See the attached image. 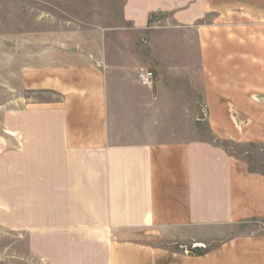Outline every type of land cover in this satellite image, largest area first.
Returning <instances> with one entry per match:
<instances>
[{"label": "crops", "instance_id": "crops-1", "mask_svg": "<svg viewBox=\"0 0 264 264\" xmlns=\"http://www.w3.org/2000/svg\"><path fill=\"white\" fill-rule=\"evenodd\" d=\"M120 6L133 32L156 15L196 31L199 57L177 56V77L160 67L174 57L155 54L147 88L136 51L112 54L106 35L100 56L91 43L86 55L59 51L73 37L57 40V59L27 67L25 95L6 110L11 190L38 208L57 192V264H264V170L221 142L189 138L185 114L205 107L218 140L264 143V0Z\"/></svg>", "mask_w": 264, "mask_h": 264}, {"label": "rangeland", "instance_id": "rangeland-1", "mask_svg": "<svg viewBox=\"0 0 264 264\" xmlns=\"http://www.w3.org/2000/svg\"><path fill=\"white\" fill-rule=\"evenodd\" d=\"M122 2L0 0V264H57V192H45L44 207H25L21 190H11L12 177L7 176L5 170L6 110L14 106L17 98L25 95L22 90L24 70L35 63H43V59L53 54L57 59V40H64L67 35L73 37L71 47H60L59 51L88 53L85 45L91 43L99 51L95 55L100 56L101 40L106 35L112 54L122 56V50L136 51L134 61L143 65L141 69L149 68L145 64L150 68L153 66L150 60L155 54L158 57L173 56V62L160 64V67L171 68L177 72V77L181 72L177 56L184 53L197 59L200 55L198 33L184 31L163 15L153 16L146 30L133 32L127 26L125 28L120 14ZM209 20L213 18L209 17ZM118 25L121 29H106ZM94 28L100 31L93 32ZM102 28L107 31L101 32ZM129 41H141L142 44L128 49ZM161 41H169L172 46L165 47ZM150 42H154V46L150 47ZM186 43L188 47H181ZM196 67V62L190 64L191 69ZM152 70L155 72L154 66ZM174 83H180V80H174ZM200 108V111L191 109L185 113L191 120L189 138L221 142L244 158L251 168L264 170V143L246 140L243 136L236 143L218 140L209 124V112L205 107ZM261 227L264 229V223Z\"/></svg>", "mask_w": 264, "mask_h": 264}, {"label": "built area", "instance_id": "built-area-1", "mask_svg": "<svg viewBox=\"0 0 264 264\" xmlns=\"http://www.w3.org/2000/svg\"><path fill=\"white\" fill-rule=\"evenodd\" d=\"M139 80L142 86L152 87L155 83V72L152 69L143 68L139 71Z\"/></svg>", "mask_w": 264, "mask_h": 264}]
</instances>
